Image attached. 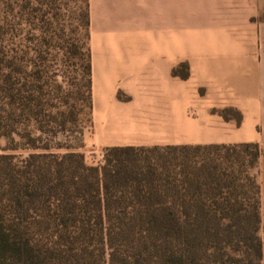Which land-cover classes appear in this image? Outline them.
I'll use <instances>...</instances> for the list:
<instances>
[{
	"label": "trees",
	"instance_id": "1",
	"mask_svg": "<svg viewBox=\"0 0 264 264\" xmlns=\"http://www.w3.org/2000/svg\"><path fill=\"white\" fill-rule=\"evenodd\" d=\"M90 38V0H0V264H264L260 143L87 162Z\"/></svg>",
	"mask_w": 264,
	"mask_h": 264
},
{
	"label": "crops",
	"instance_id": "2",
	"mask_svg": "<svg viewBox=\"0 0 264 264\" xmlns=\"http://www.w3.org/2000/svg\"><path fill=\"white\" fill-rule=\"evenodd\" d=\"M90 11L93 142L264 141V0H90Z\"/></svg>",
	"mask_w": 264,
	"mask_h": 264
},
{
	"label": "rangeland",
	"instance_id": "3",
	"mask_svg": "<svg viewBox=\"0 0 264 264\" xmlns=\"http://www.w3.org/2000/svg\"><path fill=\"white\" fill-rule=\"evenodd\" d=\"M263 17H264V14H263ZM230 113L233 116L236 115V113L233 111H230ZM81 124L84 127L83 134L82 135L76 134V136H73L71 138L73 143H78L79 138H82L83 146L80 148V150L85 154L87 162L89 164H100V163H102L104 160L105 149L108 146H104L101 143H97L95 141L93 142L90 139V136L88 137V135H86L87 130H90V128L92 126L91 115L82 116ZM6 143H7V140L5 138L0 139V144L2 146H5ZM260 145H261L263 153H262V156L260 158L258 168L256 169V173H257L258 180H259V182L261 184V188H262V208H261L262 225H261L260 235H261L263 242H264V141L262 143H260ZM23 152L26 153L27 151H23Z\"/></svg>",
	"mask_w": 264,
	"mask_h": 264
}]
</instances>
